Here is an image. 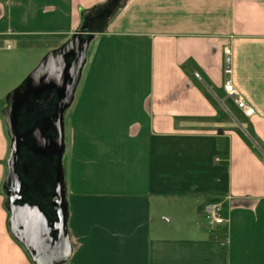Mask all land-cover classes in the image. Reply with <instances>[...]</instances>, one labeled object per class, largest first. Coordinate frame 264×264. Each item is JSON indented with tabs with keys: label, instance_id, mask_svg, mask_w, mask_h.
<instances>
[{
	"label": "crops",
	"instance_id": "1",
	"mask_svg": "<svg viewBox=\"0 0 264 264\" xmlns=\"http://www.w3.org/2000/svg\"><path fill=\"white\" fill-rule=\"evenodd\" d=\"M106 1L0 0V52L63 42ZM118 2L69 114L66 264H264V0ZM227 46L251 117L224 89ZM9 151L0 112V264H33L9 230Z\"/></svg>",
	"mask_w": 264,
	"mask_h": 264
},
{
	"label": "water",
	"instance_id": "2",
	"mask_svg": "<svg viewBox=\"0 0 264 264\" xmlns=\"http://www.w3.org/2000/svg\"><path fill=\"white\" fill-rule=\"evenodd\" d=\"M92 39L93 35L85 38L81 32L72 34L59 47L48 51L39 65L5 97L6 105L2 114L10 139V151L3 191L7 197L6 209L11 212L8 225L10 233L25 248L33 264H66L72 253L64 164L67 154L64 114L72 105L82 80ZM52 89L61 96L56 112L58 138L48 141L38 139L39 151L45 153L49 150L57 155L52 203L56 219L50 224L41 206L16 203L21 198L23 182L18 173V163L25 143L19 130L20 109L30 96H38ZM53 232L56 233V238L53 237Z\"/></svg>",
	"mask_w": 264,
	"mask_h": 264
},
{
	"label": "flooded vegetation",
	"instance_id": "3",
	"mask_svg": "<svg viewBox=\"0 0 264 264\" xmlns=\"http://www.w3.org/2000/svg\"><path fill=\"white\" fill-rule=\"evenodd\" d=\"M77 91L72 105L64 114L67 145V154L64 160L65 168L68 155L69 114L74 106ZM60 97L54 89L48 90L38 96L32 95L21 107L19 116V130L23 135L25 143L21 148L18 163V173L23 182L20 191L21 198L16 204L41 206L50 224L56 219L55 208L52 203L56 180L57 155L52 154L49 150L45 151V153L39 151L38 139L40 141H48L58 138L56 112ZM16 213L17 211H15ZM8 215L9 221L11 212L8 211ZM52 235L56 238L55 232Z\"/></svg>",
	"mask_w": 264,
	"mask_h": 264
},
{
	"label": "rangeland",
	"instance_id": "4",
	"mask_svg": "<svg viewBox=\"0 0 264 264\" xmlns=\"http://www.w3.org/2000/svg\"><path fill=\"white\" fill-rule=\"evenodd\" d=\"M121 6L122 3H119L118 8ZM63 42L58 37H46L31 41V44L14 43L13 49L0 52V112L5 107L6 95L24 81L48 51L59 47ZM223 210L226 211L225 206Z\"/></svg>",
	"mask_w": 264,
	"mask_h": 264
},
{
	"label": "built area",
	"instance_id": "5",
	"mask_svg": "<svg viewBox=\"0 0 264 264\" xmlns=\"http://www.w3.org/2000/svg\"><path fill=\"white\" fill-rule=\"evenodd\" d=\"M233 56L232 48L227 46L224 48L223 73L225 77L224 89L226 93L234 99L239 109L242 110L245 116L251 117L255 113V109L239 95L232 81L233 74ZM200 213L205 219L208 227L224 225L226 217L224 215L223 203L220 201H206L200 208Z\"/></svg>",
	"mask_w": 264,
	"mask_h": 264
},
{
	"label": "trees",
	"instance_id": "6",
	"mask_svg": "<svg viewBox=\"0 0 264 264\" xmlns=\"http://www.w3.org/2000/svg\"><path fill=\"white\" fill-rule=\"evenodd\" d=\"M118 0H108L84 13L80 32L84 37L101 32L107 26L112 16L118 11Z\"/></svg>",
	"mask_w": 264,
	"mask_h": 264
}]
</instances>
